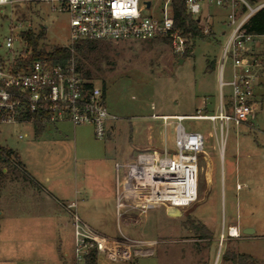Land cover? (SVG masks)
I'll use <instances>...</instances> for the list:
<instances>
[{
  "label": "rangeland",
  "instance_id": "1",
  "mask_svg": "<svg viewBox=\"0 0 264 264\" xmlns=\"http://www.w3.org/2000/svg\"><path fill=\"white\" fill-rule=\"evenodd\" d=\"M161 5L152 1L145 15L159 18ZM27 9L33 28L42 34L37 46L68 44L65 14L47 5L20 8ZM227 14H219V21L211 25L203 16L199 26L212 32L211 41H195L187 57L176 55L161 42L125 41L110 44L106 59L87 67L92 84L101 87L104 83L105 105L115 117L103 139L95 138L91 127L74 128L67 122L56 132L47 127L39 139L30 123L0 128V146L14 150L23 168L20 177L0 175V264L71 263L67 211L60 203L59 209L46 207L48 200L76 202L80 218L101 235L124 236L149 245V256L134 257L128 263L99 256L94 264H232L231 254L264 262V78L255 81L256 110L250 122L224 125L222 133L216 119L180 122L187 132L204 137L195 203L175 210L177 214L174 209L157 207L145 214L132 213L124 221L117 219L114 208L113 190L136 154L148 151L149 137L156 146L164 128L172 135L178 124L175 117H214L220 104L226 105L230 88L220 86L219 70L230 31L220 27ZM8 15L7 8L3 13L0 9V44L8 35ZM0 57H6L4 46ZM231 68L225 61L224 83L231 79ZM170 141L168 151L173 148ZM53 211L59 212L62 229L52 222ZM233 229L236 236L231 234ZM245 229L252 234L243 235Z\"/></svg>",
  "mask_w": 264,
  "mask_h": 264
},
{
  "label": "built area",
  "instance_id": "2",
  "mask_svg": "<svg viewBox=\"0 0 264 264\" xmlns=\"http://www.w3.org/2000/svg\"><path fill=\"white\" fill-rule=\"evenodd\" d=\"M152 1L157 0H0L1 13L6 8L9 13L8 35L0 44L6 51V57H0V128L32 124V120L25 121L26 116L39 115L45 127L65 122L73 127L88 126L94 137L101 140L106 136L109 123L115 121L106 108L101 87L84 80L73 65L52 64L47 59L25 64L33 53L26 35L32 33L36 39L39 32L32 26L30 10H20L21 7L47 5L68 17L69 42L58 46L61 48L84 40L116 44L168 38L173 53L183 55L187 40L174 30L172 0H158L162 2L159 18L145 15L152 8ZM183 1L194 18L204 4L228 10L226 26L230 31L222 49L219 83L221 87L230 88V95L226 105L220 104L219 113L210 118L220 121L221 133L224 125L240 126L250 122L256 110L253 70H264V59L254 58L253 47L262 50L264 35H248L245 26L264 8V0H253V3L248 0ZM145 2H149L148 7ZM207 32L205 28L203 33ZM38 42L36 39L35 43ZM41 47L37 46L36 51ZM225 61L231 63L232 75L224 83ZM182 118L185 117H175L178 124L174 129L172 151L137 153L122 181L117 182L118 219L132 213L145 214L157 207L185 209L197 201L198 162L204 153V137L197 132H187L180 124ZM60 205L67 211L71 223L70 264H87L92 256L95 261L102 256L113 263H128L134 257L149 256L147 242L101 235L80 218L76 202Z\"/></svg>",
  "mask_w": 264,
  "mask_h": 264
},
{
  "label": "trees",
  "instance_id": "3",
  "mask_svg": "<svg viewBox=\"0 0 264 264\" xmlns=\"http://www.w3.org/2000/svg\"><path fill=\"white\" fill-rule=\"evenodd\" d=\"M253 3V0H248ZM173 27L174 30L187 40L186 49L182 58L187 57L194 46L195 41H211L212 32L209 30L206 34L203 33V28L199 26V21L194 19L191 14L187 12L186 6L183 0H172L170 3ZM246 33L252 36H263L264 35V8L258 11L246 24ZM41 33L36 39L41 37ZM27 39L30 47L33 49L31 57L26 61L25 64H29L35 59H47L52 64H59L62 66L73 65L75 71L87 81L91 80V74L88 70V66H95L99 61L105 60V52L109 49V43H99L91 40H84L72 45L69 48H61L53 46L50 48L41 47L40 51H36L37 45L35 38L32 33H28ZM192 41L189 47L188 42ZM152 42H161L170 45V39H156ZM254 58L264 59V47L260 52L254 55ZM214 63L209 66V70L213 69ZM89 87V85H86ZM102 95L105 97V85L102 82L101 85ZM25 121L32 120V126L34 128V137L39 139L45 131V126L41 124L39 115H27ZM5 171V173H3ZM23 171L20 158L18 154L6 147L0 146V175L10 173L15 177H20ZM26 180V178H23ZM27 181V180H26ZM229 261L232 264H264L253 259L251 256L246 254H231L228 256ZM95 258L92 256L87 259V264H94Z\"/></svg>",
  "mask_w": 264,
  "mask_h": 264
},
{
  "label": "crops",
  "instance_id": "4",
  "mask_svg": "<svg viewBox=\"0 0 264 264\" xmlns=\"http://www.w3.org/2000/svg\"><path fill=\"white\" fill-rule=\"evenodd\" d=\"M210 7V6H209ZM209 7H206V6H201V8H200V12L202 11V13H204V12H206L205 10L206 9H209ZM226 11H228V10H226V9H221V8H219V9H216V10H213V11H211L210 9H209V12H207L206 13V15L204 16L203 14H202V16H201V18L199 17V15H197V16H195V18L199 21V23L200 22H203L204 21V17L205 18H207V20H208V23L211 25L212 23H213V21H219V17H218V15L220 14L221 15V17L223 16V14L226 12ZM199 12V13H200ZM216 14V15H215ZM204 16V17H203ZM225 16V15H224ZM203 17V18H202ZM211 27V26H210ZM220 27L221 28H227V26H226V17L223 19V22L221 23V25H220ZM212 29V28H211ZM213 30V29H212ZM222 32V35L223 34H225V31H221ZM214 34H215V31H214ZM228 36V35H227ZM255 49H256V51H255ZM253 52L256 54V53H258V52H260V48L259 47H254L253 48ZM232 69V68H231ZM232 71V70H231ZM261 71H264V70H257V69H255V70H253V73H254V76H255V78H256V82H258L259 81V78H261V80L264 78V75H260V73H261ZM253 100H254V98H253ZM164 116V115H163ZM166 117H163V118H167V116L168 115H165ZM183 117V116H182ZM63 123H59V124H57V125H53V126H46L45 127V131H46V128L47 127H54V132H56V131H58L57 130V128L58 127H60L61 125H62ZM82 127H85V126H82ZM169 127V126H168ZM74 128H77V127H74ZM166 128H167V126H166ZM175 129V128H174ZM174 129H173V133H172V135L170 136L169 134H168V132H167V129L165 130V128H164V132H162V133H159V138H160V141H159V143H158V145H156L155 146V144H154V140H152V139H150V137L148 138V140H147V144H148V148L147 149H145V150H148V151H153V152H157V153H161L164 149H166V148H168L167 146V144L169 143V141L173 144V140H174ZM44 131V132H45ZM44 132H43V134H44ZM161 132V131H160ZM164 133V134H163ZM42 134V135H43ZM41 135V136H42ZM164 136V138H163V136ZM154 144V145H153ZM116 191H117V188H116V186H115V188H114V190H113V192H114V200H116ZM112 192V193H113ZM56 201V200H55ZM76 201V200H75ZM59 203H63V202H52V201H47L46 203H45V206L46 207H48V208H51V207H56L57 209H59L60 207H59ZM114 208H115V201H114ZM159 209H163L162 207H159ZM115 211H116V209H115ZM56 211H53V213H52V215H51V219H52V222L56 225V226H58L57 228H59V229H62L61 227H62V220L60 219V215H59V212H56ZM65 215V214H64ZM66 216H67V214H66ZM84 219H86V216H85V214H84ZM116 217H117V214H116ZM118 219V218H117ZM121 220H125L124 218L123 219H121ZM66 222H67V224L69 225V228H70V230H71V223H70V219H69V216H67V220H66ZM71 232H72V230H71Z\"/></svg>",
  "mask_w": 264,
  "mask_h": 264
},
{
  "label": "bare ground",
  "instance_id": "5",
  "mask_svg": "<svg viewBox=\"0 0 264 264\" xmlns=\"http://www.w3.org/2000/svg\"><path fill=\"white\" fill-rule=\"evenodd\" d=\"M179 117H180V116H179ZM165 119H167V118H165ZM182 119H201V120H202V119H209V120H214L213 118H210V117H209V118H208V117H207V118L185 117V118H182ZM171 211H173V213L175 212V214H177L175 210H171ZM233 231H234V229L232 230L231 234H232L233 236H236V235H237L236 231H234V232H233Z\"/></svg>",
  "mask_w": 264,
  "mask_h": 264
},
{
  "label": "water",
  "instance_id": "6",
  "mask_svg": "<svg viewBox=\"0 0 264 264\" xmlns=\"http://www.w3.org/2000/svg\"><path fill=\"white\" fill-rule=\"evenodd\" d=\"M145 5L148 7L149 6V2H145ZM242 234L243 235H251L252 231L249 230V229H245V230H243Z\"/></svg>",
  "mask_w": 264,
  "mask_h": 264
}]
</instances>
